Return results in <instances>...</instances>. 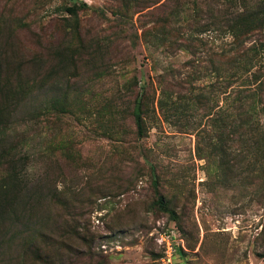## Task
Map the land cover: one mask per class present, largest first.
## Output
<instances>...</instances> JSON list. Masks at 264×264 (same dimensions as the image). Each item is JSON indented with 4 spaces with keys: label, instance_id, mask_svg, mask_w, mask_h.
<instances>
[{
    "label": "rangeland",
    "instance_id": "obj_1",
    "mask_svg": "<svg viewBox=\"0 0 264 264\" xmlns=\"http://www.w3.org/2000/svg\"><path fill=\"white\" fill-rule=\"evenodd\" d=\"M170 9L0 0V59L38 83L0 137V181L20 160L0 264H160L155 237L172 226L184 240L176 264H264V167L219 162L215 119L229 101L214 93V62L226 37Z\"/></svg>",
    "mask_w": 264,
    "mask_h": 264
},
{
    "label": "trees",
    "instance_id": "obj_2",
    "mask_svg": "<svg viewBox=\"0 0 264 264\" xmlns=\"http://www.w3.org/2000/svg\"><path fill=\"white\" fill-rule=\"evenodd\" d=\"M65 10L76 13L75 6ZM167 14L183 17L186 28L196 24L201 32L215 31L226 37L217 54L218 61L214 62V93L223 102L229 101L227 109L219 106L215 119L219 162L225 167H264V0H171ZM19 68L6 58L0 59L1 138H10L17 130V113L28 98H34L32 92L38 84L35 77L31 81L22 77ZM29 84L32 89H28ZM142 106V99H136L133 116L138 136L143 134ZM228 138L236 147L232 149V158L227 160L224 151ZM18 162L9 161L11 170L0 181V233L20 215L18 202L13 199L19 195L17 187L12 188L20 182L15 168ZM158 203L168 210L163 196L158 197ZM181 254L179 247L176 255Z\"/></svg>",
    "mask_w": 264,
    "mask_h": 264
},
{
    "label": "built area",
    "instance_id": "obj_3",
    "mask_svg": "<svg viewBox=\"0 0 264 264\" xmlns=\"http://www.w3.org/2000/svg\"><path fill=\"white\" fill-rule=\"evenodd\" d=\"M155 240L161 253L158 259L160 264H176L174 257L179 247H184L179 231L174 226L164 228L157 233Z\"/></svg>",
    "mask_w": 264,
    "mask_h": 264
},
{
    "label": "clouds",
    "instance_id": "obj_4",
    "mask_svg": "<svg viewBox=\"0 0 264 264\" xmlns=\"http://www.w3.org/2000/svg\"><path fill=\"white\" fill-rule=\"evenodd\" d=\"M33 171H34V170H33V167H32L31 165L27 166V168H26V173H25L26 178H28L29 180L37 179L38 176H34V175H33Z\"/></svg>",
    "mask_w": 264,
    "mask_h": 264
}]
</instances>
